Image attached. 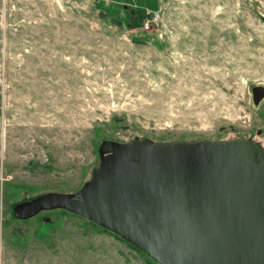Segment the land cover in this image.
<instances>
[{
    "label": "rangeland",
    "instance_id": "1",
    "mask_svg": "<svg viewBox=\"0 0 264 264\" xmlns=\"http://www.w3.org/2000/svg\"><path fill=\"white\" fill-rule=\"evenodd\" d=\"M257 89L264 0H0V264H158L65 210L17 207L78 192L107 141L264 147Z\"/></svg>",
    "mask_w": 264,
    "mask_h": 264
},
{
    "label": "water",
    "instance_id": "2",
    "mask_svg": "<svg viewBox=\"0 0 264 264\" xmlns=\"http://www.w3.org/2000/svg\"><path fill=\"white\" fill-rule=\"evenodd\" d=\"M258 104L264 92H253ZM65 210L158 264H264V147L245 139L104 142L74 194L17 207Z\"/></svg>",
    "mask_w": 264,
    "mask_h": 264
},
{
    "label": "built area",
    "instance_id": "3",
    "mask_svg": "<svg viewBox=\"0 0 264 264\" xmlns=\"http://www.w3.org/2000/svg\"><path fill=\"white\" fill-rule=\"evenodd\" d=\"M158 17H159V14L158 13H154L152 14L151 18L149 20H146L144 23H143V29L144 30H148L150 27H149V23L151 21L153 22H156L158 20Z\"/></svg>",
    "mask_w": 264,
    "mask_h": 264
},
{
    "label": "trees",
    "instance_id": "4",
    "mask_svg": "<svg viewBox=\"0 0 264 264\" xmlns=\"http://www.w3.org/2000/svg\"><path fill=\"white\" fill-rule=\"evenodd\" d=\"M136 25H139V22H137L136 21ZM92 224V223H91ZM104 231H106V230H104ZM125 242V241H124ZM129 247H131V248H133L134 250H138L137 248H135L134 246H132V245H130V244H128L127 242H125ZM138 251H140V250H138ZM142 252V251H141Z\"/></svg>",
    "mask_w": 264,
    "mask_h": 264
}]
</instances>
